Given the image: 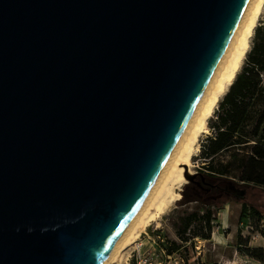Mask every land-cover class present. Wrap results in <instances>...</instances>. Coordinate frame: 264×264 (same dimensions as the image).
Instances as JSON below:
<instances>
[{"label":"water","instance_id":"95a60500","mask_svg":"<svg viewBox=\"0 0 264 264\" xmlns=\"http://www.w3.org/2000/svg\"><path fill=\"white\" fill-rule=\"evenodd\" d=\"M251 1L0 0V264H106Z\"/></svg>","mask_w":264,"mask_h":264},{"label":"rangeland","instance_id":"374dc122","mask_svg":"<svg viewBox=\"0 0 264 264\" xmlns=\"http://www.w3.org/2000/svg\"><path fill=\"white\" fill-rule=\"evenodd\" d=\"M260 26H264V17L258 27ZM254 41L255 36L252 39L250 52ZM247 59L248 56L244 66L247 64ZM210 134H212L211 129L203 135L201 144ZM200 155L201 148L193 158L191 174L208 175V170L203 168L204 162ZM233 179L238 185L245 186L238 177ZM196 180L201 184L206 182L202 177ZM177 192L181 197L174 202L162 219L142 231L138 241L140 246L132 250L129 264H134L135 261L137 264L139 262L141 264H264V259L259 260L247 254L249 249H257L263 250L264 255V220H261L251 208L253 204L264 213V190L250 191L246 202L250 204L248 210L244 209V202L232 198H226L229 199L226 201L224 199L202 201L195 195L194 187L188 179L186 184L177 189ZM192 214L193 216L189 217ZM207 217L213 220L212 238L206 240L196 237L190 243L183 242L178 231L184 229L186 219L194 220L193 226L185 235L193 237L195 233L206 232L202 227L204 224L202 221ZM173 242H177L179 247L171 245ZM168 247L171 251H176L175 254L170 255Z\"/></svg>","mask_w":264,"mask_h":264},{"label":"trees","instance_id":"16d2710c","mask_svg":"<svg viewBox=\"0 0 264 264\" xmlns=\"http://www.w3.org/2000/svg\"><path fill=\"white\" fill-rule=\"evenodd\" d=\"M209 127L212 134L203 140L200 155L208 175L232 180L238 177L249 193L264 190V26L257 27L247 64L220 102ZM243 205L248 210L250 204L244 202ZM251 208L264 220V213L253 204ZM212 221L211 217L204 218L202 227L206 232L187 237L185 235L194 223L188 218L178 235L185 243L196 237L209 240L213 233ZM171 245L179 247L177 242ZM169 252L172 255L176 251L169 249ZM247 254L264 259L263 250L249 249Z\"/></svg>","mask_w":264,"mask_h":264},{"label":"bare ground","instance_id":"6f19581e","mask_svg":"<svg viewBox=\"0 0 264 264\" xmlns=\"http://www.w3.org/2000/svg\"><path fill=\"white\" fill-rule=\"evenodd\" d=\"M264 17V0H252L214 78L199 104L189 129L175 150L141 213L116 246L106 264H129L131 252L139 247L142 231L159 222L181 195L177 189L187 183L193 158L201 148V138L209 132V122L220 102L242 71L252 48V39Z\"/></svg>","mask_w":264,"mask_h":264},{"label":"built area","instance_id":"2783aa9c","mask_svg":"<svg viewBox=\"0 0 264 264\" xmlns=\"http://www.w3.org/2000/svg\"><path fill=\"white\" fill-rule=\"evenodd\" d=\"M139 264H141V263L139 262Z\"/></svg>","mask_w":264,"mask_h":264}]
</instances>
